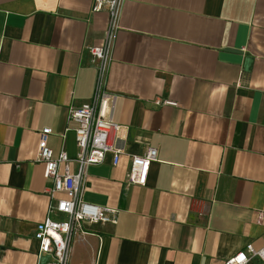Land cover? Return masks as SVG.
Instances as JSON below:
<instances>
[{"label": "crops", "instance_id": "1", "mask_svg": "<svg viewBox=\"0 0 264 264\" xmlns=\"http://www.w3.org/2000/svg\"><path fill=\"white\" fill-rule=\"evenodd\" d=\"M93 2L0 0V264H38L36 226L65 196L51 199L37 154L44 128L55 156L79 152L70 108L93 97L89 49L109 24ZM119 24L108 89L122 153L89 167L83 195L118 220L84 223L69 264H224L264 246V0H125ZM149 147L146 185H128Z\"/></svg>", "mask_w": 264, "mask_h": 264}, {"label": "built area", "instance_id": "2", "mask_svg": "<svg viewBox=\"0 0 264 264\" xmlns=\"http://www.w3.org/2000/svg\"><path fill=\"white\" fill-rule=\"evenodd\" d=\"M125 0H94L92 11L107 10L109 24L104 43L92 47L89 53L96 68V83L90 101L70 108V119L76 124V142L79 152L70 157L66 152L55 156L49 145L52 128H44L40 134L37 161L45 167V177L53 181L50 188L51 199L56 193L65 196L51 203L49 215L36 226L35 238L39 242L38 264H69L74 234L86 222L117 223L118 210L99 206L84 200L88 169L101 164L106 156H114L117 165L122 150L118 147L125 128L117 124L111 116L114 96L108 89V72L112 61L113 42L120 26V16ZM157 104L176 105L170 100H157ZM158 150L149 147L142 155L131 156V166L127 174L128 185H146L152 162L157 160ZM74 165V169H73ZM57 212L63 219H54ZM46 257L45 260L43 258ZM259 260L264 262V246L248 243L243 249L224 260V264H249Z\"/></svg>", "mask_w": 264, "mask_h": 264}]
</instances>
